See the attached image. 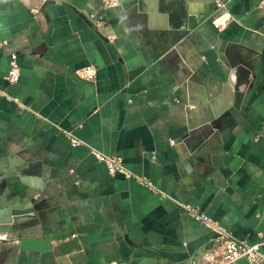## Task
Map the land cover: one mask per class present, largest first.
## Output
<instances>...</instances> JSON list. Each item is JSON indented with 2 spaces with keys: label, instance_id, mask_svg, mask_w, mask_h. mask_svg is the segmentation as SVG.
Here are the masks:
<instances>
[{
  "label": "crops",
  "instance_id": "0c3cea01",
  "mask_svg": "<svg viewBox=\"0 0 264 264\" xmlns=\"http://www.w3.org/2000/svg\"><path fill=\"white\" fill-rule=\"evenodd\" d=\"M45 1L0 0V159L40 185L0 264H197L215 235L186 204L264 252V0Z\"/></svg>",
  "mask_w": 264,
  "mask_h": 264
},
{
  "label": "built area",
  "instance_id": "2783aa9c",
  "mask_svg": "<svg viewBox=\"0 0 264 264\" xmlns=\"http://www.w3.org/2000/svg\"><path fill=\"white\" fill-rule=\"evenodd\" d=\"M105 8L115 7L119 4L118 0H102ZM21 75V67L17 54L11 55V69L7 76L9 82L18 81ZM80 77L93 80L97 75V68L94 65L83 67L79 72ZM73 145L80 143V140L71 135ZM96 157L105 161L109 166L111 175L122 173L128 177L131 176L129 169L123 163L121 157L105 155L99 151H94ZM187 212L202 220L206 226L215 235L213 244L201 251L197 264H232L240 259H246L249 264H264V252L258 245L250 244L234 238L218 221L206 217L191 205H184ZM110 264H124L121 261L114 260Z\"/></svg>",
  "mask_w": 264,
  "mask_h": 264
},
{
  "label": "water",
  "instance_id": "95a60500",
  "mask_svg": "<svg viewBox=\"0 0 264 264\" xmlns=\"http://www.w3.org/2000/svg\"><path fill=\"white\" fill-rule=\"evenodd\" d=\"M124 3L126 0H120ZM166 5L171 0H164ZM54 0L45 1V5L53 3ZM233 81L234 101L232 105L240 108L246 92L252 82L251 70L248 67L237 65ZM212 130V125L208 124L202 128V136L207 137ZM200 132H192L191 136L199 135ZM19 158L17 156L0 159V233L13 231L24 218L35 216L37 206L34 202L31 187L40 188L39 182H34L32 177L24 175L22 168L17 166ZM27 193V195H26ZM34 214V215H30Z\"/></svg>",
  "mask_w": 264,
  "mask_h": 264
}]
</instances>
